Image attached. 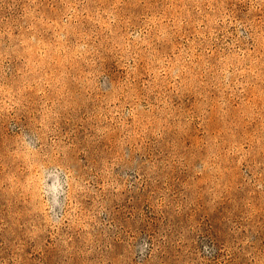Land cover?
I'll return each mask as SVG.
<instances>
[{"label":"rangeland","instance_id":"obj_1","mask_svg":"<svg viewBox=\"0 0 264 264\" xmlns=\"http://www.w3.org/2000/svg\"><path fill=\"white\" fill-rule=\"evenodd\" d=\"M0 264H264V0H0Z\"/></svg>","mask_w":264,"mask_h":264}]
</instances>
